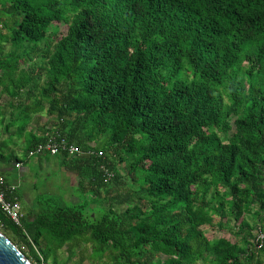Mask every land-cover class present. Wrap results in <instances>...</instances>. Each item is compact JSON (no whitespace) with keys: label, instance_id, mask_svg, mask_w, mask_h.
<instances>
[{"label":"trees","instance_id":"trees-1","mask_svg":"<svg viewBox=\"0 0 264 264\" xmlns=\"http://www.w3.org/2000/svg\"><path fill=\"white\" fill-rule=\"evenodd\" d=\"M0 95V165L58 159L77 180L72 205L21 226L0 207L32 264L81 246L108 264H264V0H0ZM50 136L94 154L29 157Z\"/></svg>","mask_w":264,"mask_h":264},{"label":"rangeland","instance_id":"rangeland-1","mask_svg":"<svg viewBox=\"0 0 264 264\" xmlns=\"http://www.w3.org/2000/svg\"><path fill=\"white\" fill-rule=\"evenodd\" d=\"M6 50L9 48L6 47ZM18 52V51H17ZM19 54V53H18ZM40 64V62H38ZM28 68V66H26ZM44 81V75L42 74L38 80L39 85ZM5 96L0 95V105L6 103ZM10 112L11 110L7 108L6 105L3 106L0 112ZM9 114V113H8ZM8 118V115L6 116ZM1 119V117H0ZM45 119V117H44ZM7 120H5L6 122ZM44 121V120H43ZM4 122V120H3ZM4 122V123H5ZM0 125V141H3L6 138V134H3L2 127ZM23 147V141L19 142L15 151L19 153ZM23 155V150L20 153V156ZM24 157V156H22ZM25 162L23 167L19 171H12L7 173H2L8 180H17L22 177V181L19 182V196L20 204L23 209L29 213L32 211H41L46 207V202L50 199H61L67 206L72 205L74 202L68 199L70 195H74L76 198V184L77 180L73 174L67 172L64 168L60 166L58 159H52L47 162L39 160L38 158L24 159ZM24 196H28L29 199H33L30 205L29 199H26ZM73 201L76 199L72 198ZM117 212H122L124 207H115ZM245 220L253 225L257 222V219L252 214L245 215ZM219 222L218 217L213 218L212 225L215 226ZM258 225V224H257ZM256 225V226H257ZM230 226H233V222ZM228 229V228H225ZM225 229L219 230L217 228L203 227V231L206 237L210 240L218 239ZM230 240H233V236L230 235ZM76 242L72 241L70 244L74 245ZM21 250L26 252V250L21 247ZM92 247H77L73 248L72 251L68 247L63 248L61 251H58L56 254V263L57 264H108L109 258H104L101 261H97L98 256L93 255ZM96 259H94V258ZM263 259V258H262ZM49 264H53L52 261H49Z\"/></svg>","mask_w":264,"mask_h":264},{"label":"built area","instance_id":"built-area-1","mask_svg":"<svg viewBox=\"0 0 264 264\" xmlns=\"http://www.w3.org/2000/svg\"><path fill=\"white\" fill-rule=\"evenodd\" d=\"M60 151L67 152L70 156L76 157V156H89L94 154L92 151H86L81 152L78 148L74 146H67L64 141L58 142L56 137H48L44 144L38 145L34 150L29 152V157H33L35 154H40L41 152H48L50 155H56ZM20 165H16V167H19ZM111 175V174H110ZM112 176V175H111ZM4 185V179L2 176H0V207L2 212L17 226H21V221L23 218L22 208L18 201L11 200L8 201L5 198V192L2 189ZM0 226L1 223H0ZM264 241V232L261 230H258V233L256 234L255 243H259V245H262V242Z\"/></svg>","mask_w":264,"mask_h":264},{"label":"water","instance_id":"water-1","mask_svg":"<svg viewBox=\"0 0 264 264\" xmlns=\"http://www.w3.org/2000/svg\"><path fill=\"white\" fill-rule=\"evenodd\" d=\"M0 264H32L0 231Z\"/></svg>","mask_w":264,"mask_h":264},{"label":"crops","instance_id":"crops-1","mask_svg":"<svg viewBox=\"0 0 264 264\" xmlns=\"http://www.w3.org/2000/svg\"><path fill=\"white\" fill-rule=\"evenodd\" d=\"M22 167H23V165L20 166V168H19L17 171H19ZM12 171H16V169L14 168L13 165H7V166L0 165V172H2V173L12 172ZM9 181L12 182V183H14V184H16V186L18 187L17 189H18V196H19V182L22 181V177L18 178L17 180H13V181L9 180ZM76 182H77V181H76ZM76 186H77V184H76ZM24 197H25L26 199H29L28 196H24ZM72 198L76 199V198L74 197L73 194L70 195V196L68 197V199L71 200L72 202H75V201H73ZM29 200H30L29 203H30V205L32 206L31 202H32L33 199H29ZM19 202H20V196H19ZM20 205H21V204H20ZM21 208H22V212H23L24 217H25V218H30V220L33 219V216H34V215H36V214L39 213L38 211H37V212H36V211H32V212L27 213V212L23 209L22 205H21Z\"/></svg>","mask_w":264,"mask_h":264}]
</instances>
